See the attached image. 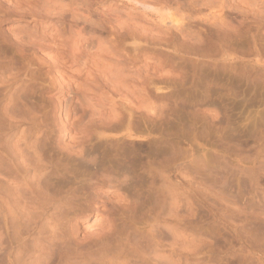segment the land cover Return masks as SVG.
Here are the masks:
<instances>
[{
	"label": "rangeland",
	"instance_id": "obj_1",
	"mask_svg": "<svg viewBox=\"0 0 264 264\" xmlns=\"http://www.w3.org/2000/svg\"><path fill=\"white\" fill-rule=\"evenodd\" d=\"M0 264H264V0H0Z\"/></svg>",
	"mask_w": 264,
	"mask_h": 264
}]
</instances>
